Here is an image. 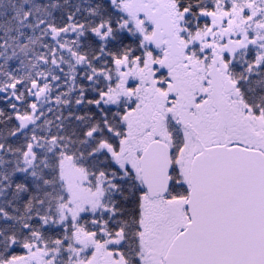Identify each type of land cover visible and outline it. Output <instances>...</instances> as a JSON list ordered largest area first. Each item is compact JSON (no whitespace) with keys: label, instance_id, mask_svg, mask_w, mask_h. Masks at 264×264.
Wrapping results in <instances>:
<instances>
[{"label":"snow or ice","instance_id":"obj_1","mask_svg":"<svg viewBox=\"0 0 264 264\" xmlns=\"http://www.w3.org/2000/svg\"><path fill=\"white\" fill-rule=\"evenodd\" d=\"M0 264H264V0H0Z\"/></svg>","mask_w":264,"mask_h":264}]
</instances>
